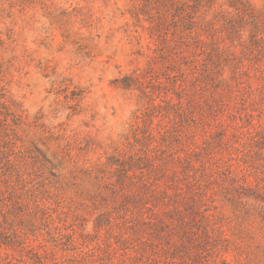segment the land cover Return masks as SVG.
Returning a JSON list of instances; mask_svg holds the SVG:
<instances>
[{
    "label": "rangeland",
    "instance_id": "1",
    "mask_svg": "<svg viewBox=\"0 0 264 264\" xmlns=\"http://www.w3.org/2000/svg\"><path fill=\"white\" fill-rule=\"evenodd\" d=\"M0 264H264V0H0Z\"/></svg>",
    "mask_w": 264,
    "mask_h": 264
}]
</instances>
